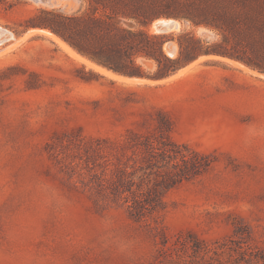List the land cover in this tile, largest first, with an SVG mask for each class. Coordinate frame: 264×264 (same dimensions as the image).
Segmentation results:
<instances>
[{
  "label": "rangeland",
  "instance_id": "1",
  "mask_svg": "<svg viewBox=\"0 0 264 264\" xmlns=\"http://www.w3.org/2000/svg\"><path fill=\"white\" fill-rule=\"evenodd\" d=\"M84 4L0 0V264H264V74L203 55L126 81L25 29L41 7ZM153 187L160 206L132 215Z\"/></svg>",
  "mask_w": 264,
  "mask_h": 264
},
{
  "label": "trees",
  "instance_id": "2",
  "mask_svg": "<svg viewBox=\"0 0 264 264\" xmlns=\"http://www.w3.org/2000/svg\"><path fill=\"white\" fill-rule=\"evenodd\" d=\"M83 1L84 7L72 13L41 7L24 20L25 29L52 32L94 64L130 78H165L203 55L228 58L264 74V0ZM163 17L179 18L188 26L176 36V57L164 51L165 42L173 38L148 30ZM201 27L211 31V39L196 33ZM139 58L153 60L155 71L147 73ZM161 142L163 154L177 152L170 143ZM98 186L107 194L120 190L105 185L101 178ZM159 191L153 187L134 194L128 203L131 214L141 216L158 208Z\"/></svg>",
  "mask_w": 264,
  "mask_h": 264
},
{
  "label": "bare ground",
  "instance_id": "3",
  "mask_svg": "<svg viewBox=\"0 0 264 264\" xmlns=\"http://www.w3.org/2000/svg\"><path fill=\"white\" fill-rule=\"evenodd\" d=\"M58 1V0H57ZM46 4H49V3H46ZM49 5H52V4H49ZM54 5V4H53ZM156 22H157V20L156 21H154L153 22V30H156ZM157 31V30H156ZM29 32H41V33H44V34H46V35H48V36H50L51 38H53L55 41H57V43L64 49V50H66L68 53H70L71 55H73V56H75V57H77V58H79V59H81L82 61H84L86 64H88V65H90V66H92V67H94V68H96L97 70H99V71H101V72H103V73H105V74H108L109 76H112V77H115V78H118V79H122V80H126V81H141V80H143L142 78H130V77H126V76H121V75H118V74H115V73H113L112 71H109V70H107L106 68H103V67H101V66H99V65H97V64H94V63H92L91 61H88L87 59H85V58H83L81 55H79L77 52H75L68 44H66L64 41H62L60 38H58L56 35H54L53 33H50L49 31H47V30H40V29H30L29 30ZM28 33V32H27ZM15 39V38H14ZM17 40V39H16ZM15 40V41H16ZM169 45H167V44H165V50L166 51H168L170 48L168 47ZM232 62H234V63H237V64H240V63H238V62H236V61H233V60H231ZM195 62V61H194ZM193 63V62H192ZM190 66V64L189 65H187V66H185V67H183V68H181L180 70H179V72L181 73V72H183L184 70H186L188 67ZM173 76H175V75H173Z\"/></svg>",
  "mask_w": 264,
  "mask_h": 264
},
{
  "label": "water",
  "instance_id": "4",
  "mask_svg": "<svg viewBox=\"0 0 264 264\" xmlns=\"http://www.w3.org/2000/svg\"><path fill=\"white\" fill-rule=\"evenodd\" d=\"M32 1L45 2V3L52 4V5L57 2V0H32ZM156 20H157L156 30L159 33H172V32L181 31L186 25V22L184 20H181L179 18H174V17H163V18H158ZM10 38H11V35L7 32V30L0 27V43Z\"/></svg>",
  "mask_w": 264,
  "mask_h": 264
}]
</instances>
